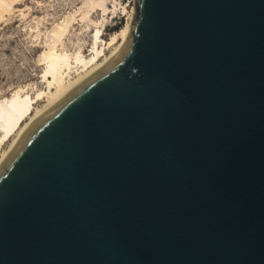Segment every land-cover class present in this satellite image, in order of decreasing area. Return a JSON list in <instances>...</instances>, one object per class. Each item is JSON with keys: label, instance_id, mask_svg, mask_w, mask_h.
<instances>
[{"label": "water", "instance_id": "1", "mask_svg": "<svg viewBox=\"0 0 264 264\" xmlns=\"http://www.w3.org/2000/svg\"><path fill=\"white\" fill-rule=\"evenodd\" d=\"M136 9L1 168L0 264H264V0Z\"/></svg>", "mask_w": 264, "mask_h": 264}, {"label": "bare ground", "instance_id": "2", "mask_svg": "<svg viewBox=\"0 0 264 264\" xmlns=\"http://www.w3.org/2000/svg\"><path fill=\"white\" fill-rule=\"evenodd\" d=\"M19 2L0 0V22L8 19L6 17L13 11L23 10L17 8ZM121 4L119 0H82L78 8L44 33L46 48L39 60L43 65L41 78L46 83L45 88L36 86L33 91L28 85L12 90L10 96L0 95V170L43 117L105 69L122 51L131 37L137 9L132 7L130 11ZM119 5L125 14L127 12V21L104 40V28L109 20L106 14L115 12ZM25 8L30 9L27 5ZM95 13L98 18L94 17ZM42 19L35 20L36 37L41 35ZM76 24L88 32L90 54H85L82 44L77 41L80 32L76 31ZM71 36L78 42H74L78 45L75 49L68 47L67 41L74 40Z\"/></svg>", "mask_w": 264, "mask_h": 264}, {"label": "rangeland", "instance_id": "3", "mask_svg": "<svg viewBox=\"0 0 264 264\" xmlns=\"http://www.w3.org/2000/svg\"><path fill=\"white\" fill-rule=\"evenodd\" d=\"M119 1L130 11L132 7H137V0ZM81 4L82 0H20L17 8L23 10L13 11L6 17L8 19L0 22L1 96H10L12 90L22 86L29 85V87H33V91L36 86L45 88L46 83L41 78L43 65L39 60L41 52L46 48L43 35L48 28L61 21L66 14L72 13ZM26 5L31 10L26 9ZM121 5L115 12L106 14L109 20L104 28V40H107L111 33L127 21V12L125 14ZM94 17L98 18L99 16L95 13ZM39 18H43L39 26L41 35L36 37L34 26L36 25L35 20ZM75 27L76 31L80 32L77 41L80 42V45L82 44L85 54H90L88 32L83 30L81 25L76 24ZM71 38L74 40L67 41L68 47L75 49L78 47L76 44L78 42L76 38L72 36Z\"/></svg>", "mask_w": 264, "mask_h": 264}]
</instances>
